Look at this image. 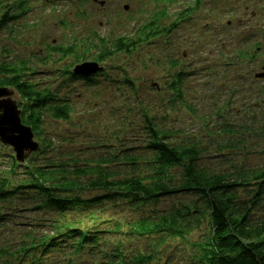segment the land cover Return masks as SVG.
<instances>
[{"label": "rangeland", "instance_id": "rangeland-1", "mask_svg": "<svg viewBox=\"0 0 264 264\" xmlns=\"http://www.w3.org/2000/svg\"><path fill=\"white\" fill-rule=\"evenodd\" d=\"M16 1L0 0V21L9 8L11 14L15 12ZM28 3L29 12L23 18L11 19L0 28V64L14 65L22 70V79L50 88L70 105L71 113L67 121L41 114L42 130L35 140L38 144L43 140L44 145L14 172H10L11 160L16 155L0 143V181L7 179V189L14 192L0 201V250H4L0 264H108L113 255L129 260L137 252L154 248L153 238L129 239L116 226L125 230L126 220L167 212L179 202L194 200L191 195L181 196V201L164 198L135 212L123 200H113L59 215L47 206L43 211L33 208L43 197L19 187L25 184L27 165L85 166L119 156L124 149L145 159L147 118L176 132V142L185 139L198 145L202 153L197 164L210 170L264 162L259 131L264 127V77L255 78L264 67V0H200L196 9L197 0ZM151 22H156L157 30L170 28L169 33L156 31L143 41L142 32L149 31L143 28ZM97 37L105 44L117 38L141 41L130 52L106 58L90 81L71 77L69 72L84 61L83 56L91 61L98 52ZM49 46H72L74 53L62 56L50 52ZM12 98L19 107L25 103L17 93ZM225 124L237 129V135L225 136L220 130ZM109 169L122 177L132 173L125 163L111 164ZM240 192L244 199L245 189ZM76 193L72 196L89 199L105 192ZM69 222L84 232H96V246L72 255L74 238H68L63 228ZM207 231L204 223L191 242ZM56 232L58 247L44 255L39 249L19 250L18 244L29 234L52 237ZM153 250L155 259L150 264L197 262L195 247L180 239Z\"/></svg>", "mask_w": 264, "mask_h": 264}, {"label": "trees", "instance_id": "trees-1", "mask_svg": "<svg viewBox=\"0 0 264 264\" xmlns=\"http://www.w3.org/2000/svg\"><path fill=\"white\" fill-rule=\"evenodd\" d=\"M199 4L200 1L197 0L193 9ZM12 8L15 12L11 14L9 8L4 13L0 28L5 27L11 19L16 21L23 18L30 7L28 0H17ZM155 25L156 22H151L143 28L149 30L142 32L143 41L154 37L156 31L169 33L170 28L157 30ZM97 39L101 47L97 54L91 55V61L98 63L115 53L130 52L141 41L117 38L110 44L107 42L105 44L103 38ZM73 49L72 46L69 48L49 46L50 52L62 56L73 54ZM82 58L85 61L86 57ZM21 73L20 68L2 62L0 87L12 88L25 102L19 107L21 120L23 124L31 127L34 137H39L42 130V113H50L57 120L67 121L70 118L71 107L66 101L58 98L50 88H40L34 81L22 79ZM69 73L74 78L87 81L91 79ZM145 124L148 136L143 149L146 151L147 159H143L139 154H129V149H124L119 156L110 155L105 159H99L97 163L85 166L64 163L27 165L24 166L28 169L25 184L19 187H27L43 197L42 202L35 204L33 208L43 211L47 206L59 215L74 207L96 206L105 201L123 200L124 205L135 212L143 205H156L164 198L176 197L181 201L180 197L183 195L193 197L194 200L179 202L167 212L155 211L153 216L126 220L125 230L121 229V225H117L116 231L129 235V239L153 238L155 247L146 252H137L129 260L117 254L113 255L108 264H150L155 259L153 249H159L174 239L183 240L190 243L191 247L192 245L195 247L196 264H264V162L255 167L233 165L230 170L213 171L197 164L202 153L198 145L185 139L176 142V132L161 128L150 118L145 119ZM220 130L225 136L233 137L238 133L237 129L229 124L221 126ZM259 131L264 144V127ZM40 144L44 145L43 140ZM119 163H125L132 173L122 177L119 172H111L109 169L111 164ZM11 164L10 172H14L16 167L22 165L14 158ZM142 169L149 170L141 174ZM7 186V179H2L0 201L14 193L8 190ZM241 189L242 192L243 189L246 192H243L244 199L241 198ZM85 191L105 193L89 199H83L78 195L72 196L74 192ZM204 223L208 229L207 234L200 236L196 242H191L190 237L199 231ZM63 228L69 235L68 238H74L72 255L79 256L85 250L96 246L98 241L96 232L76 229L71 222L65 224ZM58 233L52 237L42 235L35 237V234H29L27 240L18 244L19 250L28 253L30 250L39 249L44 255L56 245L58 247L60 243ZM3 254L4 250H0V256Z\"/></svg>", "mask_w": 264, "mask_h": 264}, {"label": "water", "instance_id": "water-1", "mask_svg": "<svg viewBox=\"0 0 264 264\" xmlns=\"http://www.w3.org/2000/svg\"><path fill=\"white\" fill-rule=\"evenodd\" d=\"M101 69L95 61H84L75 65L73 73L88 77ZM263 77L264 67L262 72L255 74V78ZM13 91L8 87H0V143L10 146L16 155V161L23 164L30 154L37 153L40 145L35 140L31 127L22 123L21 111L12 98L15 93Z\"/></svg>", "mask_w": 264, "mask_h": 264}]
</instances>
